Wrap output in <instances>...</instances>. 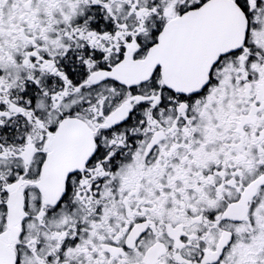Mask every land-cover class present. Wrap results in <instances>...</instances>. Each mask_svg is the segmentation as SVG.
<instances>
[{
	"label": "snow or ice",
	"instance_id": "1",
	"mask_svg": "<svg viewBox=\"0 0 264 264\" xmlns=\"http://www.w3.org/2000/svg\"><path fill=\"white\" fill-rule=\"evenodd\" d=\"M0 264H264V0H0Z\"/></svg>",
	"mask_w": 264,
	"mask_h": 264
}]
</instances>
